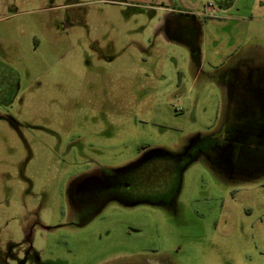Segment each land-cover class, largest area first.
<instances>
[{"label":"rangeland","instance_id":"rangeland-1","mask_svg":"<svg viewBox=\"0 0 264 264\" xmlns=\"http://www.w3.org/2000/svg\"><path fill=\"white\" fill-rule=\"evenodd\" d=\"M181 1L194 41L158 27L169 0H0V251L20 250L39 219L52 227L34 235L43 264H116L149 248L172 264H264V174L250 170L253 151L248 172L231 165L264 127L233 131L216 165L197 153L184 166L180 215L130 203L63 224L64 183L87 157L117 167L141 145L178 154L231 115H263L264 99L228 101L219 74L238 59L264 73V0Z\"/></svg>","mask_w":264,"mask_h":264},{"label":"flooded vegetation","instance_id":"flooded-vegetation-1","mask_svg":"<svg viewBox=\"0 0 264 264\" xmlns=\"http://www.w3.org/2000/svg\"><path fill=\"white\" fill-rule=\"evenodd\" d=\"M169 3L170 5L164 6L166 14L157 19L158 27L171 38L172 36L185 35L184 37H188L190 35L194 41L200 30L197 17L191 11L182 9L181 0H169ZM192 54L197 58V52ZM237 65L238 69L232 74L233 70L230 69L227 70L228 72L223 71L219 74V80L226 83V98L229 101L236 96L247 95L246 98H251L248 99L249 103L259 104L262 97L259 95L258 85L264 75L260 71L261 68L256 67L258 69L254 70L248 67L247 74L243 68L239 67L240 64ZM248 76H252L251 81ZM223 124L224 121L219 127ZM217 129L210 132V139L203 140L205 143L199 142L202 140L198 137L191 138L178 154H169L161 148L141 145L135 159L117 167H108L87 157L84 160L85 167L69 175L64 183L61 194L66 221L63 224L79 227L88 223L110 205L130 203L134 205L143 203L147 204L149 209L155 207L156 210H165L167 213L180 215L178 195L184 166L192 161L197 153L202 154L208 165L217 164L218 144L215 134ZM208 150L210 160H207ZM160 176L161 181L154 183L155 178L160 179ZM144 183H146L145 191L141 189ZM36 228L52 229L39 219L28 223L24 229L23 238L20 240L19 248L21 249L16 248L17 243H12L7 249L0 251V264H23L27 260L31 264H43L34 247ZM169 260V255L165 257L158 250L149 248L132 260H124L116 264H172Z\"/></svg>","mask_w":264,"mask_h":264},{"label":"trees","instance_id":"trees-1","mask_svg":"<svg viewBox=\"0 0 264 264\" xmlns=\"http://www.w3.org/2000/svg\"><path fill=\"white\" fill-rule=\"evenodd\" d=\"M247 100V99H245ZM244 101V100H243ZM246 103H249L250 101H245ZM230 122L229 123H224L221 127H218V129L215 131V134L217 136V144H218V155H219V147H227L229 144V139H230V135L232 134L233 131L238 130L239 128H244L246 129H250L252 128L254 130V134L252 133L250 135V138H255L256 133L261 132L263 130L258 131L259 128L264 127V117L263 115H231L230 118ZM243 126H242V125ZM256 132V133H255ZM260 134V133H259ZM248 135V133H247ZM261 135V136H260ZM258 135V140L263 138V134ZM244 142V141H243ZM242 142V143H243ZM237 145V144H235ZM240 147H242L236 154V156L233 158V161L230 159V161H232L233 163L231 164L232 166H239L238 164H243V166H239L242 167L241 169L238 168L239 171H241L242 173H246L248 172V168L250 167V164H244V159L245 156L242 155V151L246 150V151H253V158H256L258 160L257 165L253 166V168H251L250 170L253 173H261L263 172L264 174V142L259 143V145L256 146H252V148H250L248 145H250L248 143V145L246 144H241L240 143ZM225 147V148H226ZM252 158V159H253ZM250 159H248L249 161ZM247 165V166H246ZM249 172V173H252Z\"/></svg>","mask_w":264,"mask_h":264},{"label":"water","instance_id":"water-1","mask_svg":"<svg viewBox=\"0 0 264 264\" xmlns=\"http://www.w3.org/2000/svg\"><path fill=\"white\" fill-rule=\"evenodd\" d=\"M248 68V67H247ZM249 68H252L254 70H257L258 68L256 67H249ZM261 70V69H260ZM259 72V70H258ZM248 74V73H247ZM264 74V73H263ZM249 77V80L251 81V78L252 76H248ZM258 92H259V95H261L262 99H264V75H263V79L259 82V85H258ZM128 264H135V263H128Z\"/></svg>","mask_w":264,"mask_h":264},{"label":"crops","instance_id":"crops-1","mask_svg":"<svg viewBox=\"0 0 264 264\" xmlns=\"http://www.w3.org/2000/svg\"><path fill=\"white\" fill-rule=\"evenodd\" d=\"M238 60H239V59H238ZM238 60L235 61V63H233V65H232L231 68H229L230 70H233L232 72H234V70L236 71V70L238 69V67H237V66H238L237 64L239 63ZM245 73H248V70H247V69L245 70Z\"/></svg>","mask_w":264,"mask_h":264}]
</instances>
